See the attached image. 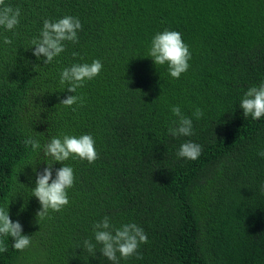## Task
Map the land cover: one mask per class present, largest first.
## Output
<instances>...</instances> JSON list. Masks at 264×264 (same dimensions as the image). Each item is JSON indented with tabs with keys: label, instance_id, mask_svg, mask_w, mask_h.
<instances>
[{
	"label": "trees",
	"instance_id": "trees-1",
	"mask_svg": "<svg viewBox=\"0 0 264 264\" xmlns=\"http://www.w3.org/2000/svg\"><path fill=\"white\" fill-rule=\"evenodd\" d=\"M6 3L21 15L14 30L0 27V207L32 243L21 252L6 238L0 264H111L99 245L94 256L83 249L105 216L116 227L134 222L148 237L142 259L120 264H264V118L246 119L239 106L264 82V0ZM64 16L81 21L79 42H65L45 65L31 41L45 19ZM165 29L181 33L191 52L179 79L148 56ZM96 59L101 73L76 93L60 84L64 68ZM69 95L82 96L83 106L61 105ZM175 105L192 118L194 135H169ZM84 134L98 159L65 161L75 177L69 204L38 218L32 190L50 158L23 141L31 136L43 146ZM186 141L202 146L196 161L177 156ZM63 166L52 165L53 179Z\"/></svg>",
	"mask_w": 264,
	"mask_h": 264
},
{
	"label": "clouds",
	"instance_id": "clouds-1",
	"mask_svg": "<svg viewBox=\"0 0 264 264\" xmlns=\"http://www.w3.org/2000/svg\"><path fill=\"white\" fill-rule=\"evenodd\" d=\"M21 9L12 7L6 3V0H0V27L6 31H12L19 25ZM82 30L81 21L73 16H64L53 22L45 19L43 28L38 39L31 41L35 46L33 55L39 59L45 57L44 64H51L54 58L65 51V42L73 44L78 43V32ZM5 45L12 44V40L5 37ZM76 57L78 53H73ZM148 56L154 61L155 65H167L169 75L174 79H179L186 73L190 67L191 52L184 43L181 33L165 29L157 33L152 41L148 51ZM103 65L99 59L89 63H74L71 67H66L60 74V84H67V91L76 93L77 89L82 88L88 81L96 78L102 71ZM84 98L77 95H69L61 101V105L72 107L79 104L83 106ZM243 110V115L247 119L260 120L264 118V82L259 86L250 87L244 94L239 104ZM75 111V109H73ZM171 113L176 120L168 128L170 136L190 137L194 135L192 118L184 115L179 105L171 107ZM203 110L195 108L193 116L196 120L203 117ZM25 147L31 146L33 152L43 150V155L50 158L47 167L43 173L37 174L36 187L32 190L40 205L38 218L48 217L49 212H61L68 204V190L74 186L73 168L67 166L65 161L79 159L87 161L89 164L98 159V153L95 149V141L89 134L79 137L64 135L63 138L52 137L50 142L41 145L40 142L29 136L23 141ZM202 154V146L192 141H186L181 144L177 156L190 161H196ZM264 157V151L258 153ZM62 163L63 167L56 170L55 179H53L52 165ZM51 181V182H50ZM93 235L95 243L90 239L85 240L83 249L92 256L95 255L97 245L100 246L99 252L106 257L111 264H120V260H127L136 256L142 259L139 249L142 244L148 243V237L143 228L136 223H126L116 227L110 222V218L105 216L103 220L95 223L93 226ZM13 240L14 250L23 252L30 247L31 237L22 235V225L17 221L13 222L9 217L8 206L0 207V253L8 251L5 243L6 238ZM119 254V255H118Z\"/></svg>",
	"mask_w": 264,
	"mask_h": 264
}]
</instances>
